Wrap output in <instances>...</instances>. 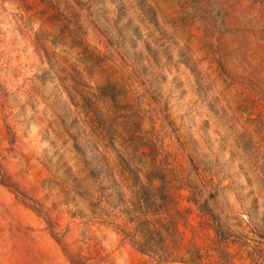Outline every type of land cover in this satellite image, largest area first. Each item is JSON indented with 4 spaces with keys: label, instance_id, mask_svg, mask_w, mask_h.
<instances>
[{
    "label": "clouds",
    "instance_id": "obj_1",
    "mask_svg": "<svg viewBox=\"0 0 264 264\" xmlns=\"http://www.w3.org/2000/svg\"><path fill=\"white\" fill-rule=\"evenodd\" d=\"M0 264H264V0H0Z\"/></svg>",
    "mask_w": 264,
    "mask_h": 264
}]
</instances>
